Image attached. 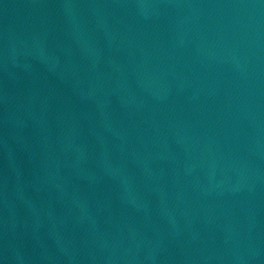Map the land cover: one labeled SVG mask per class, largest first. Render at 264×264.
<instances>
[{"label": "water", "instance_id": "obj_1", "mask_svg": "<svg viewBox=\"0 0 264 264\" xmlns=\"http://www.w3.org/2000/svg\"><path fill=\"white\" fill-rule=\"evenodd\" d=\"M0 264H264V0H0Z\"/></svg>", "mask_w": 264, "mask_h": 264}]
</instances>
